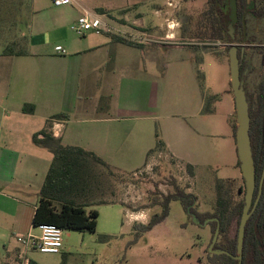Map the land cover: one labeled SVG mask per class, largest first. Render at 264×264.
<instances>
[{
	"label": "crops",
	"instance_id": "1",
	"mask_svg": "<svg viewBox=\"0 0 264 264\" xmlns=\"http://www.w3.org/2000/svg\"><path fill=\"white\" fill-rule=\"evenodd\" d=\"M99 9L110 13L101 14ZM151 9L128 20L117 19L102 5L91 9L82 0L77 6L64 7H55L51 0L47 5L40 0H0V156L8 150L4 159L12 166L9 175L0 176V185L26 190L35 182L40 193L52 160L32 138L57 114L67 117L52 120L48 131L63 145L92 151L113 166H132L134 160L144 156L147 161L156 144L161 93L168 88L164 83L179 64L161 66V49L166 56L183 49L174 42L177 31L164 28L158 7L153 4ZM83 10L101 16L110 31L74 34L71 27ZM119 39H129L141 47ZM57 46L66 52L61 54ZM8 47L24 55H4ZM160 66L162 83L160 75L154 73ZM190 79L193 88L192 80L197 78L191 74ZM197 89L203 111L205 94L199 81ZM226 93L234 118L235 96L231 89ZM171 118L180 116L173 114ZM166 133L163 130L161 134L166 152L180 157ZM21 136L37 148L27 144L28 152L21 151L26 146ZM239 161L238 156L234 162L236 176L232 178L240 181L243 175ZM39 193L30 201L26 193L15 197L0 191V196L15 203L12 212L5 208L0 211L11 219L9 235L16 237L23 231L21 214L26 210L33 221ZM36 231L40 234L31 224L26 234L38 236ZM6 238L0 234V240ZM13 259H21L19 250L14 251Z\"/></svg>",
	"mask_w": 264,
	"mask_h": 264
},
{
	"label": "rangeland",
	"instance_id": "2",
	"mask_svg": "<svg viewBox=\"0 0 264 264\" xmlns=\"http://www.w3.org/2000/svg\"><path fill=\"white\" fill-rule=\"evenodd\" d=\"M82 1L91 9L94 5H102L109 8L117 19L128 20L136 18V14L140 12H151L154 4L158 7L161 21L168 20L163 21L164 28L173 30L172 33L177 31L174 42L183 49L173 51L170 56H166L164 49H161L164 54L160 60L161 66L169 62L179 64L175 66V71H171L168 83H164L168 88L165 93H161L160 116L155 128L161 134L163 130L167 132L180 157L163 150L151 153L147 161L145 156L134 160L136 163L132 166L115 165L114 167L127 172V180L116 185V192L130 206L129 209L126 210L119 204L95 207L99 212L96 232L64 231L63 251L60 254H42L18 241V237L27 238L26 232L32 224L27 210L25 215L21 214L23 231L17 232L16 237L12 233L9 235L11 219L0 212V234L7 236L0 240V264H28L30 260L40 264H216L212 256L216 253L215 247L220 236L213 244L216 234L214 219L198 222L184 210L179 201L171 203L169 216L151 231L141 232L136 227L147 224L155 213H161L160 207H149L150 203L159 193L174 192V183L196 197L194 206L199 213L212 214L216 201V180L236 176L234 162L238 158V152L232 123L237 122V110L233 118L226 93L230 89L233 92L229 83L230 53L222 43L206 39L210 35L207 15L209 0ZM252 1L257 6L261 2L250 0ZM40 2L47 5L50 0ZM246 27L248 38L262 40L263 19L250 16ZM73 33L75 34L74 31ZM235 45L245 49L243 85L244 90L253 92L264 75L262 58L254 49L256 47H251L254 45ZM206 46L216 47L213 50L215 52L204 49ZM2 47L0 41V51ZM161 66L154 73L160 75L162 83ZM197 66L205 76L206 93L217 96L211 103L212 113H205L204 108L203 111L200 108ZM191 74L197 78L196 81L192 80L193 88ZM173 114L180 118L172 119ZM21 140L26 145L21 147V151L28 152L29 147L37 148L25 136L24 139L21 136ZM39 150L53 160V155L47 148L39 147ZM4 155L0 156V176H7L12 171V166L4 159ZM189 165L193 166V174L188 169ZM30 185L22 190L5 184L0 185V191L15 197L26 193V199L32 201L39 192L35 182ZM14 204L0 196V211L5 208L12 212ZM35 234L40 235L38 231ZM101 236L109 237V241H100ZM16 250L21 252V259L18 261L13 259Z\"/></svg>",
	"mask_w": 264,
	"mask_h": 264
},
{
	"label": "trees",
	"instance_id": "3",
	"mask_svg": "<svg viewBox=\"0 0 264 264\" xmlns=\"http://www.w3.org/2000/svg\"><path fill=\"white\" fill-rule=\"evenodd\" d=\"M255 1L237 0L238 20L231 25V6L229 0H209L208 28L210 35L206 39L213 43H222L230 53L235 44H250L257 50L262 58L264 67V31L263 38L256 41L248 38L246 27L247 18L264 20V0L257 6ZM99 13H110L99 9ZM247 29V30H246ZM245 31L247 40H244ZM121 42L141 47V44L129 39H119ZM216 47L206 46L204 49L213 51ZM239 55L241 54V48ZM4 55H24L23 52H12L6 48ZM246 56V52L244 53ZM244 57L240 58V73L243 84ZM200 59H198V66ZM197 66V76L202 92L205 94V113H212L211 103L217 96L207 95L205 92V76ZM244 88V85H243ZM249 104L251 150L255 164L257 187L254 202L260 196L258 205L247 222L244 236L243 254L241 264H264V75L256 90H246ZM67 117L65 114H57L47 122L46 129L33 135V143L36 146L47 148L53 155L45 181L39 193V201L35 209L32 224L56 225L63 231L96 232L99 212L95 207L101 205H121L126 209L130 206L118 196L116 185L127 180V172L122 171L107 163L96 153L77 146L63 145L60 138H56L48 131L52 120ZM233 137L236 141L238 123L232 125ZM156 144L150 150L151 153L166 150L165 142L159 131H156ZM239 167L241 162L239 161ZM188 169L193 174V166ZM263 184L261 186V182ZM174 192L159 193L151 201L149 207H160L161 213H155L147 224L137 227L141 232H149L155 226L163 222L170 213L172 202H181L184 210L198 222L214 219L215 231L219 227L220 240L215 247L212 260L216 264H240L238 252L239 228L245 208L246 186L242 177V183L234 178L217 179L215 185L216 201L214 212L199 213L195 208L196 197L186 192L184 188L173 184ZM148 208V207H146ZM100 241L108 242L109 237L101 236ZM28 264H39L30 260Z\"/></svg>",
	"mask_w": 264,
	"mask_h": 264
},
{
	"label": "water",
	"instance_id": "4",
	"mask_svg": "<svg viewBox=\"0 0 264 264\" xmlns=\"http://www.w3.org/2000/svg\"><path fill=\"white\" fill-rule=\"evenodd\" d=\"M231 6V25L230 28L234 31V24L238 20V6L237 0H229ZM250 3V0H248ZM244 40L246 41V31ZM245 49H241V54L239 55L238 46L235 45L232 47L230 51V65H231V85L233 89V94L235 96L236 108H237V123L238 129L236 133V144L239 160L241 162V171L243 178L245 180L246 186V194H245V208L243 211L242 220L239 228V238H238V252H239V261L241 264L242 254H243V245H244V236L245 229L248 220L250 219L253 211L256 209L260 196L254 202L255 191L257 187L256 181V171L255 164L252 156L251 150V138H250V124L251 119L249 115V104L247 101L246 92L243 88V84L241 81V73H240V58L244 57ZM264 179V176H263ZM263 181L261 182V186ZM219 227L217 228L214 242H217L219 237ZM218 254L224 252H216Z\"/></svg>",
	"mask_w": 264,
	"mask_h": 264
},
{
	"label": "built area",
	"instance_id": "5",
	"mask_svg": "<svg viewBox=\"0 0 264 264\" xmlns=\"http://www.w3.org/2000/svg\"><path fill=\"white\" fill-rule=\"evenodd\" d=\"M55 7L77 6L81 0H51ZM71 29L78 35H85L88 32L103 34L110 31L109 27L103 22L101 16L93 14L88 10H83ZM221 45V44H217ZM56 50L61 54L66 51L62 46H57ZM39 236L28 235L27 238L18 237V241L32 249H36L43 254H60L63 249V229L56 225H40Z\"/></svg>",
	"mask_w": 264,
	"mask_h": 264
}]
</instances>
